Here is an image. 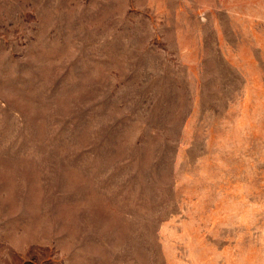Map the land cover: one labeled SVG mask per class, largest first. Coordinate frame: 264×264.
Instances as JSON below:
<instances>
[{
    "label": "rangeland",
    "instance_id": "obj_1",
    "mask_svg": "<svg viewBox=\"0 0 264 264\" xmlns=\"http://www.w3.org/2000/svg\"><path fill=\"white\" fill-rule=\"evenodd\" d=\"M0 264H264V0H0Z\"/></svg>",
    "mask_w": 264,
    "mask_h": 264
}]
</instances>
